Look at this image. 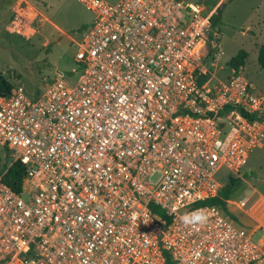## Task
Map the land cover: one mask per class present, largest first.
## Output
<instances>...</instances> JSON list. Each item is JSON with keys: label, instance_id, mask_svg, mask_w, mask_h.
<instances>
[{"label": "built area", "instance_id": "obj_1", "mask_svg": "<svg viewBox=\"0 0 264 264\" xmlns=\"http://www.w3.org/2000/svg\"><path fill=\"white\" fill-rule=\"evenodd\" d=\"M77 1L93 15L75 43L79 75L0 94V264H262L264 193L223 200L238 222L201 205L242 180L264 140V92L241 68L215 75V12ZM15 164L19 192L2 182Z\"/></svg>", "mask_w": 264, "mask_h": 264}, {"label": "rangeland", "instance_id": "obj_2", "mask_svg": "<svg viewBox=\"0 0 264 264\" xmlns=\"http://www.w3.org/2000/svg\"><path fill=\"white\" fill-rule=\"evenodd\" d=\"M199 4L206 13L213 12L216 5L217 9L225 5L217 27L223 54L216 77L225 79L230 73L229 62L245 51L248 58L241 68L243 75L257 91L264 92V70L258 65L264 44V0H199ZM14 21L26 35L10 33ZM92 21L93 15L77 0H0V75L32 96L43 91L58 73L74 80L79 75L75 43L81 39L82 28ZM5 159L0 146V167ZM221 174L218 180L226 184L228 173L222 170ZM241 176L231 198L252 197L254 189L264 193V140L249 153Z\"/></svg>", "mask_w": 264, "mask_h": 264}, {"label": "trees", "instance_id": "obj_3", "mask_svg": "<svg viewBox=\"0 0 264 264\" xmlns=\"http://www.w3.org/2000/svg\"><path fill=\"white\" fill-rule=\"evenodd\" d=\"M233 0H229V3L232 2ZM225 8V5L223 7H220L219 9H217V11L213 14L211 21H212V26L218 27L221 25V20H222V14H223V10ZM87 28V26H85L84 28H82L81 33ZM248 58V54L245 51H241L237 54V56L235 58H233L230 62H229V67L234 69V70H239L240 68L244 67L246 61ZM258 65L259 67L264 70V44L263 46H261V48L259 49V53H258ZM14 86L13 83H11L7 78H5L4 76L0 75V94L5 95L8 94L9 91L11 90V88ZM242 115L250 120H255L256 115H249L243 111H241ZM25 177V173H24V169L18 165L15 164L10 170L9 172L5 175V177L2 179V182L4 185H6L7 187L12 188L13 190L19 192L20 191V185L23 182ZM240 181H232L231 184L229 186H227V188L221 192V194L219 195L218 198L209 200L207 202L202 203L201 205H210V206H218L220 208H222V210L224 211V213L231 218L232 220L238 222L239 220L237 219V217L230 212L223 200L225 199H229L233 196V194L236 192V190L238 189L237 187V183ZM155 212L157 211L156 209H154ZM157 214L160 217H164V215L160 212H157Z\"/></svg>", "mask_w": 264, "mask_h": 264}, {"label": "clouds", "instance_id": "obj_4", "mask_svg": "<svg viewBox=\"0 0 264 264\" xmlns=\"http://www.w3.org/2000/svg\"><path fill=\"white\" fill-rule=\"evenodd\" d=\"M204 220L205 217H203V215L197 214L195 216L185 217L183 222L188 225H194V224L203 223Z\"/></svg>", "mask_w": 264, "mask_h": 264}, {"label": "water", "instance_id": "obj_5", "mask_svg": "<svg viewBox=\"0 0 264 264\" xmlns=\"http://www.w3.org/2000/svg\"><path fill=\"white\" fill-rule=\"evenodd\" d=\"M185 1L188 3H193V4H196L199 2V0H185Z\"/></svg>", "mask_w": 264, "mask_h": 264}, {"label": "crops", "instance_id": "obj_6", "mask_svg": "<svg viewBox=\"0 0 264 264\" xmlns=\"http://www.w3.org/2000/svg\"><path fill=\"white\" fill-rule=\"evenodd\" d=\"M217 7H218V5H216V7L214 8L213 12H211V13H214L216 11Z\"/></svg>", "mask_w": 264, "mask_h": 264}]
</instances>
